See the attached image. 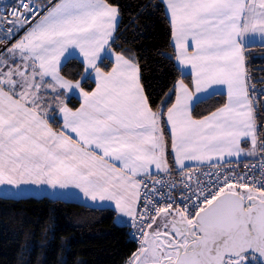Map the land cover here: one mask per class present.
<instances>
[{
	"label": "snow or ice",
	"instance_id": "snow-or-ice-1",
	"mask_svg": "<svg viewBox=\"0 0 264 264\" xmlns=\"http://www.w3.org/2000/svg\"><path fill=\"white\" fill-rule=\"evenodd\" d=\"M166 12L193 85L174 84L166 113L167 101L153 109L137 58L112 49L119 8L109 0H17L0 14V186L74 187L113 202L139 233L125 264H264V89L246 68L249 44L264 43V0H166ZM73 57L84 65L74 81L61 74ZM220 85L226 102L195 118L200 94ZM257 155L242 173L225 167Z\"/></svg>",
	"mask_w": 264,
	"mask_h": 264
},
{
	"label": "trees",
	"instance_id": "trees-1",
	"mask_svg": "<svg viewBox=\"0 0 264 264\" xmlns=\"http://www.w3.org/2000/svg\"><path fill=\"white\" fill-rule=\"evenodd\" d=\"M118 6L121 19L112 47L125 55H134L141 68L142 83L153 109L175 100L170 90L184 75L175 54L171 25L163 0H109ZM251 84H264V44H250L246 50ZM111 68L105 59L100 67ZM72 80L81 79L84 65L77 57L70 58L61 68ZM90 90L92 79L83 82ZM264 100V95L259 96ZM224 93H215L199 100L193 110L196 118L213 112L226 102ZM72 107L80 101L71 96ZM264 117L259 112L258 120ZM164 118L162 117V120ZM59 125V122H55ZM166 136L169 137L167 127ZM264 132V123L260 124ZM168 142H170V137ZM138 242L131 237L130 225L117 221L110 207H93L77 201L49 196H0V264H125Z\"/></svg>",
	"mask_w": 264,
	"mask_h": 264
},
{
	"label": "crops",
	"instance_id": "crops-1",
	"mask_svg": "<svg viewBox=\"0 0 264 264\" xmlns=\"http://www.w3.org/2000/svg\"><path fill=\"white\" fill-rule=\"evenodd\" d=\"M163 1L165 2V5H166V0H163ZM15 2H17V0H8V1H4V2L0 1V7L4 6V5H9V4L15 3ZM34 2L37 3V4L43 2V4L47 5L49 3V0H34ZM51 2L55 3L56 0H51ZM120 19H121V15H120V10H119V18H118V22H117V27L119 25ZM116 31H117V28H116ZM116 31H115V34H116ZM250 44H264V43H262L259 38H255V42L254 43H250ZM112 49L115 52H118L113 47H112ZM77 58L82 60V57H77ZM178 65H179L180 69L182 70V73L184 75H189L191 77V79H192L190 66L181 65L179 63H178ZM246 68H247V71H248L247 58H246ZM248 73H249V71H248ZM61 74L64 75L62 73V71H61ZM65 77L68 78L67 76H65ZM68 79H70V78H68ZM181 79L184 80V82L189 85L190 89L193 88L192 80H191V83H189L188 81H186V79H184V78H181ZM181 79H179V80H181ZM215 93H224L227 96L226 86H223V85L213 86V88L210 89L208 92L200 94V99L199 100L207 98V97H209V96H211V95H213ZM71 96L77 97V92H73L71 94ZM70 106H71V104H70ZM197 119H200V118H197ZM53 127L56 128L57 130H59V125H56L55 123H53ZM165 136H166V133H165ZM241 147L247 150L250 147V141L242 140ZM251 157H256V156H241L239 159L251 158ZM167 159H168L169 166L171 168L176 167L174 162H173V156H172V152H171V142H168ZM232 160H237V159L236 158H232ZM186 164L187 165H191V164H197V163L196 162H192V161H188V162H186ZM155 171L156 170L153 168V172H155ZM0 196L14 197V198L26 197V196H37V197L49 196V197H52V198H60V199L68 200V201H77V202L83 203L85 205L93 206V207H110V208L114 209L113 202H109V201L93 202L90 199L85 198L83 196V194L80 192V190L76 189L74 187H69L67 189H61V188L57 187V188L53 189L50 186L43 185V184L39 185V186L33 185V184H26V185H21L19 188H12L10 186L4 185V186H0ZM117 221L119 223H121V224H131L132 223V221L128 217L123 216L122 214L121 215L117 214Z\"/></svg>",
	"mask_w": 264,
	"mask_h": 264
},
{
	"label": "built area",
	"instance_id": "built-area-1",
	"mask_svg": "<svg viewBox=\"0 0 264 264\" xmlns=\"http://www.w3.org/2000/svg\"><path fill=\"white\" fill-rule=\"evenodd\" d=\"M17 2L15 3H11L9 5H4V6H1L0 7V14H7V13H10L12 11V7L16 4ZM43 14V10H41V15ZM23 32H20L19 35H22ZM16 38H19V36H17ZM251 76V74H250ZM255 88H256V92H257V95H259L260 93V90L261 89H264V84L262 85H255ZM261 96V95H259ZM260 160V156H256V157H252V158H244V159H239L238 161L237 160H231V165H225V167H229V166H232V167H235L237 172H244L245 171V168H244V165L245 164H249V165H252V164H257ZM189 168H191L193 171L196 170L197 168V164H191V165H188ZM172 172H171V178L175 179V180H179V176H180V173H179V169L177 167H174L172 168ZM203 171H208V168L207 166L205 165L202 169ZM257 175H259V172L257 171L256 173ZM153 179H157V178H164V179H168V177L166 176H163V174H161L160 176H157L156 175V171L153 172ZM149 187H151V184H149ZM164 191L167 192L168 189L167 188H164ZM175 197L179 198V196L181 195V192L179 189H176L173 191L172 193ZM141 207H143V203H141ZM130 225V234H131V237L133 239H135L137 242H138V237H139V233L136 231V229L132 226V223L129 224Z\"/></svg>",
	"mask_w": 264,
	"mask_h": 264
},
{
	"label": "rangeland",
	"instance_id": "rangeland-1",
	"mask_svg": "<svg viewBox=\"0 0 264 264\" xmlns=\"http://www.w3.org/2000/svg\"><path fill=\"white\" fill-rule=\"evenodd\" d=\"M0 1H3L4 2V1H8V0H0Z\"/></svg>",
	"mask_w": 264,
	"mask_h": 264
}]
</instances>
